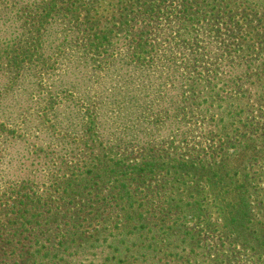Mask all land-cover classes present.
Instances as JSON below:
<instances>
[{
  "label": "rangeland",
  "instance_id": "1",
  "mask_svg": "<svg viewBox=\"0 0 264 264\" xmlns=\"http://www.w3.org/2000/svg\"><path fill=\"white\" fill-rule=\"evenodd\" d=\"M107 3L60 0L45 15L46 0H0V264H49L35 262L45 253L55 254L56 264H118L137 244L121 223L129 202L145 204L143 213L158 224L149 216L155 191L171 207L155 264H264L262 250L242 237L255 231L264 241L257 168L264 163V99L254 98L264 92V43L255 38L264 0H189L188 15L176 9L149 20H132L127 8ZM122 16L130 21L124 32ZM189 17L193 26L184 25ZM96 19L94 30L114 28L99 49L90 48L84 26ZM184 28L198 36L179 38ZM139 34L150 51L141 77L138 69L122 70L136 66L127 53ZM240 142L249 148L245 161L254 153L235 178L254 186L245 202L253 211L249 234L248 225L235 231L212 221L206 206L199 214L192 208L214 204L218 190L194 189L189 171L209 158L231 159ZM146 164L166 172L183 164L175 175L192 192L164 184L165 172L126 175ZM14 200L21 202L12 209ZM29 200L35 209L27 214L35 218L16 229L18 209Z\"/></svg>",
  "mask_w": 264,
  "mask_h": 264
},
{
  "label": "trees",
  "instance_id": "2",
  "mask_svg": "<svg viewBox=\"0 0 264 264\" xmlns=\"http://www.w3.org/2000/svg\"><path fill=\"white\" fill-rule=\"evenodd\" d=\"M44 0H40L42 2ZM60 0H46V11L45 15L51 14L55 9H58V2ZM82 2L83 0H79ZM88 2V5L93 3L95 0H86ZM100 1H108V5L114 8L113 10L119 11L120 6L122 5V9L127 8V12L129 14H134V17H131L132 20H135L136 18H142L143 20H149L150 18H154V16L158 15L163 11V13L172 12L173 10H180L182 14L188 15L191 10L194 8V4L192 5L190 9V3L189 0H100ZM83 4V3H80ZM87 5V6H88ZM83 6V5H82ZM89 11V10H88ZM261 17L258 20L259 26L255 28V30L260 31L259 34H255V38L258 40H261V43H264V7H262L261 13H259ZM122 23L124 25L123 28H121L120 32H124L127 30V26L129 25V20L127 16L121 17ZM195 18L189 17V19L184 22V25H191L193 26ZM127 21V22H126ZM99 21H92V22H86L84 24L85 27L90 26V33H88L87 30H84L86 33H88L91 37V43L89 44L90 48L99 49L100 46H103L106 44L108 39L113 38V29H109L106 25L100 26L97 28V30H94V25L97 24ZM183 25V26H184ZM129 29V26H128ZM186 30L180 31L179 38L182 37H189V38H196L198 36L197 32H192L188 30V28H184ZM93 30V33H91ZM194 30V29H193ZM74 33V32H73ZM124 38H127V34L123 35ZM127 44H130V42L127 40ZM131 42H133L134 46L132 49V52H128V57L132 59L135 63V67H133L130 64L125 65L122 70L123 72H126L130 75L132 70L138 69V76L141 77L143 75V70L148 68L143 62L146 61V58L144 59V56L150 55V51L146 50V44L143 42V37L141 34L137 35L135 39H133ZM110 44V41L107 42ZM129 47H131L129 45ZM250 46L247 44L246 47H242V49H245ZM241 49V50H242ZM264 48L259 49V51H263ZM152 51V50H151ZM261 59L255 58L250 59L251 63H256L260 61ZM140 65V67H138ZM255 100L260 101V99H264V92L260 93L258 97H254ZM250 147V146H249ZM234 151L232 154L231 159H225L219 162H215L212 159H208L204 161L203 165H199L194 167L193 170L189 171L191 173V178L195 180L196 186H194V189H200L199 187L205 186L206 187H213L214 189L218 190V193L214 197L213 201L214 204L209 203H199L194 202L193 203V210L196 214H199L204 211V206H206L207 209H209L212 214V221H220V224L223 226H227L229 228H233L235 231L243 230L246 228V226H249L247 234L250 233V227L252 226V219L251 216L253 214V211L250 206H248L245 202L248 201L249 195L253 194L252 187L250 184L247 185L248 181L245 180L246 176H243V182L244 184H238L236 181V177L239 175L237 172V169L241 166V164L248 163V161L252 158L254 155H250L247 160L245 161V155L248 152L249 148H243V146L240 143H237L230 148ZM226 155H229V153H226ZM256 161L257 157L254 156ZM232 163L231 167L229 166ZM145 167H137L136 171L134 167H129L130 171L126 175H134L135 173L143 174L142 176L145 179H151L152 176L156 173L165 172V176L162 179L164 184L165 183H173L174 187L177 186H185L187 187L186 192L191 193L192 191L188 188V186L185 183L184 178L176 177V172L183 167V164L177 165V167L170 172V170L173 168L168 169V172L165 171V168L162 167L160 164L159 166H155L154 164L144 165ZM257 168H260L259 171H261L262 175V186H264V163L261 165L257 164ZM183 170V169H182ZM181 170V171H182ZM125 172V171H124ZM148 173V174H147ZM253 180V179H252ZM224 188L223 191H220ZM71 192H74V189L71 190ZM177 193V191H176ZM223 194L219 197L220 194ZM193 195H190V198H192ZM235 198L236 203H232L231 197ZM127 200H129L127 198ZM8 201V200H7ZM16 200L13 201V203ZM131 201V199L129 200ZM9 202V201H8ZM21 202V201H18ZM17 203H14L16 205H12L13 207L17 206ZM34 201L29 200V202H25L23 205L27 207L26 211L21 212L20 210H24V207L22 203H19L22 205V207H19L18 214L15 216L18 220L16 221L17 227L16 229H20L29 221H31L33 218H35L33 215L27 214L29 211L35 209V206L33 205ZM138 202V203H137ZM170 198L165 194H162L161 192L155 191V194L152 198V206L154 205V210L156 214L153 213V211H150L149 216H155L157 220L160 219L159 223H151V221L148 219L147 213H143L144 205L140 204L139 201L136 199L134 200V204L129 202V209L126 211L125 216L123 217V221L121 223L123 224V228L127 230V228H130L129 236L134 235L135 240L137 244H134V247H129L124 250V253H121L120 255L123 256V259L118 264H148L151 262L152 264H155L153 260L154 254L158 253L157 250H155L156 242H158L159 238H167L168 236V226L167 221L169 220V212L168 210L171 208L169 206ZM28 204V205H27ZM147 204V203H146ZM224 204V205H223ZM141 206V209L138 210V207ZM184 216H189L191 213L188 210L184 211ZM194 216V215H193ZM195 217V216H194ZM68 218L72 224L75 223L76 219H73L71 216L66 217ZM20 224V226H18ZM155 225L157 226V229H155ZM256 232L253 231L249 236L245 235L242 236L245 238V243H248L249 246H251L253 249H256L258 251H261L264 253V241H262L260 238H257L255 236ZM96 242L98 240L96 239ZM86 241L87 245V239H83ZM77 245V241H74ZM119 241H116L118 243ZM115 243H111V246L113 247V250L115 252H118V249L114 247ZM60 246H63L62 243H60ZM84 248V247H83ZM77 249H80L77 247ZM77 253V251L75 252ZM34 255V254H33ZM67 256H69V253H66ZM34 256L39 257L40 259L45 261L47 260L49 264L53 263V259L55 257L54 255H49L48 253L42 254L39 256V254H36ZM114 259H112L111 262H113ZM104 264H108L109 260H103ZM53 264H56L55 262Z\"/></svg>",
  "mask_w": 264,
  "mask_h": 264
}]
</instances>
